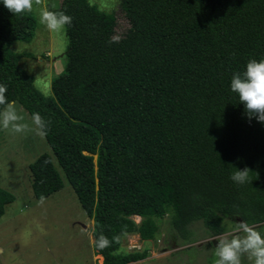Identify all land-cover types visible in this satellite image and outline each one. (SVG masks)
Listing matches in <instances>:
<instances>
[{
    "label": "trees",
    "instance_id": "obj_1",
    "mask_svg": "<svg viewBox=\"0 0 264 264\" xmlns=\"http://www.w3.org/2000/svg\"><path fill=\"white\" fill-rule=\"evenodd\" d=\"M129 29L114 39L116 18L89 0H61L73 22L63 71L44 96L21 66L36 18L0 0V85L31 117L50 122L52 155L28 169L34 197L63 187L59 169L92 220L102 264H131L148 251L120 252L122 238L154 240L159 220L184 240L201 222L211 237L226 219L264 223V124L249 120L231 91L235 72L264 59V0H120ZM2 110V109H0ZM252 170L250 183L231 179ZM13 194L0 188V220ZM133 217H139L137 223ZM113 241L98 249L99 235Z\"/></svg>",
    "mask_w": 264,
    "mask_h": 264
},
{
    "label": "rangeland",
    "instance_id": "obj_2",
    "mask_svg": "<svg viewBox=\"0 0 264 264\" xmlns=\"http://www.w3.org/2000/svg\"><path fill=\"white\" fill-rule=\"evenodd\" d=\"M61 0H43L32 14L37 24L31 41L15 42L11 49L31 57L21 59L20 66L35 78L34 84L44 96L52 95L51 81L64 69L67 38L65 31L53 33L40 23L43 7H59ZM116 18L114 39L122 38L129 22L120 7V0H89ZM18 108H22L17 104ZM23 109V108H22ZM22 115L31 123L23 109ZM51 149L45 138L34 132L13 134L0 127V188L15 197L5 207L0 220V264H102V257L93 249L92 220L82 209L76 194L59 169L63 187L38 203L31 188L28 169L39 155ZM259 199L264 203V192ZM139 223V217H133ZM236 219H226L225 233H233ZM154 240L142 241L137 234L122 238L120 252L148 251L146 259L131 264H213L217 237H211L201 222L190 227L192 236L182 239L170 225V216L159 220ZM264 232V223L258 225ZM209 245V246H208ZM243 264H250L245 257Z\"/></svg>",
    "mask_w": 264,
    "mask_h": 264
},
{
    "label": "clouds",
    "instance_id": "obj_3",
    "mask_svg": "<svg viewBox=\"0 0 264 264\" xmlns=\"http://www.w3.org/2000/svg\"><path fill=\"white\" fill-rule=\"evenodd\" d=\"M43 0H2L4 7L16 15L31 14L35 6L42 5ZM40 23L48 31L61 33L73 22L71 16L64 12L50 11L45 6L40 11ZM231 91L238 95L239 104L245 106L248 119H256L264 124V59H251L247 62L243 72H235L231 79ZM7 87L0 85V127L13 134L34 132L40 137L48 135L50 122L46 121L38 112L31 115V123L26 122L22 115V108H18L15 101L6 97ZM236 168V167H235ZM237 169V168H236ZM251 169H237L231 176L238 185L250 183ZM44 197L38 203L43 204ZM119 237H108L101 234L95 241L98 249L111 246ZM218 246L214 249L213 264H243L246 257L250 264H264V232L256 224H249L245 220L236 223L233 233H224L217 237Z\"/></svg>",
    "mask_w": 264,
    "mask_h": 264
},
{
    "label": "water",
    "instance_id": "obj_4",
    "mask_svg": "<svg viewBox=\"0 0 264 264\" xmlns=\"http://www.w3.org/2000/svg\"><path fill=\"white\" fill-rule=\"evenodd\" d=\"M209 246V245H208Z\"/></svg>",
    "mask_w": 264,
    "mask_h": 264
}]
</instances>
